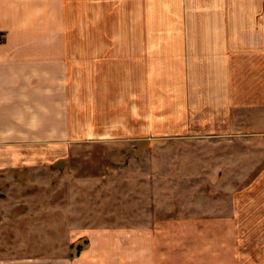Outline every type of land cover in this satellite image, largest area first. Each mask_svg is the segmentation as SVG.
I'll return each instance as SVG.
<instances>
[{
    "label": "crops",
    "instance_id": "crops-1",
    "mask_svg": "<svg viewBox=\"0 0 264 264\" xmlns=\"http://www.w3.org/2000/svg\"><path fill=\"white\" fill-rule=\"evenodd\" d=\"M143 6L0 0V264H264V168L241 171L226 200L217 185L211 215L159 217L137 202L125 221L73 215L69 242L87 244L71 257L31 243L43 201L28 194L67 155L43 144L200 134L264 155V134L248 136L264 130V0H199L164 40H144Z\"/></svg>",
    "mask_w": 264,
    "mask_h": 264
},
{
    "label": "rangeland",
    "instance_id": "rangeland-1",
    "mask_svg": "<svg viewBox=\"0 0 264 264\" xmlns=\"http://www.w3.org/2000/svg\"><path fill=\"white\" fill-rule=\"evenodd\" d=\"M143 8L144 40H164L174 28L182 27L186 10L199 8V0H144ZM86 22L87 17H81V31ZM112 24V29H118L119 25ZM80 36L87 39L85 32ZM123 36L124 32L111 33V39ZM263 134V129L249 130L248 136ZM255 149L256 145L238 142L219 148L215 135L200 134L163 135L147 141L92 140L61 147L43 144V151L67 155L43 167V192L28 194L34 196L35 206L43 201V224L29 218L36 232L31 243L43 247L48 255L63 253L67 248L77 254L69 242L75 227L73 215L82 216L83 225L86 221H103L104 214L110 222L125 221L128 214L139 211L137 202L144 211L159 217L172 216L182 209L211 215L217 185L228 188L229 194L220 191L226 200L232 195L231 186L237 187L243 180L241 171L264 168V155ZM89 215L96 219L87 218ZM19 243L22 247L29 244Z\"/></svg>",
    "mask_w": 264,
    "mask_h": 264
},
{
    "label": "trees",
    "instance_id": "trees-1",
    "mask_svg": "<svg viewBox=\"0 0 264 264\" xmlns=\"http://www.w3.org/2000/svg\"><path fill=\"white\" fill-rule=\"evenodd\" d=\"M87 243V241L86 240H84V243L83 244H86ZM75 245V246H74ZM82 244H80V243H78V244H75V243H71V245H70V248H76V253H78L81 249H82ZM71 256H72V254H71Z\"/></svg>",
    "mask_w": 264,
    "mask_h": 264
},
{
    "label": "built area",
    "instance_id": "built-area-1",
    "mask_svg": "<svg viewBox=\"0 0 264 264\" xmlns=\"http://www.w3.org/2000/svg\"><path fill=\"white\" fill-rule=\"evenodd\" d=\"M1 39H2V35H0V41H1Z\"/></svg>",
    "mask_w": 264,
    "mask_h": 264
}]
</instances>
